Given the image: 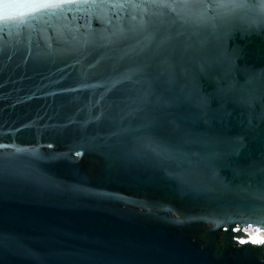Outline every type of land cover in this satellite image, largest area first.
Masks as SVG:
<instances>
[{"label":"water","instance_id":"1","mask_svg":"<svg viewBox=\"0 0 264 264\" xmlns=\"http://www.w3.org/2000/svg\"><path fill=\"white\" fill-rule=\"evenodd\" d=\"M43 2L0 31V264H264V0Z\"/></svg>","mask_w":264,"mask_h":264},{"label":"snow or ice","instance_id":"2","mask_svg":"<svg viewBox=\"0 0 264 264\" xmlns=\"http://www.w3.org/2000/svg\"><path fill=\"white\" fill-rule=\"evenodd\" d=\"M52 9L63 11V6L55 2H43V0H0V31L10 30L11 28L23 29L28 27L38 19L37 14L42 13V10ZM56 11L47 13V15H57ZM3 147V145H0ZM18 151H20L18 149ZM77 155L82 153L77 152ZM226 230V229H225ZM239 230L238 228L233 229ZM239 243H261L264 244V239L259 236L252 237H234Z\"/></svg>","mask_w":264,"mask_h":264}]
</instances>
